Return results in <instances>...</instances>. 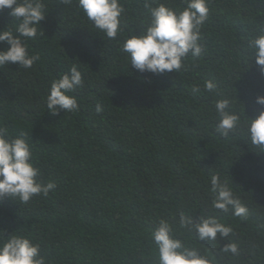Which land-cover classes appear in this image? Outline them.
Segmentation results:
<instances>
[{
  "label": "trees",
  "instance_id": "1",
  "mask_svg": "<svg viewBox=\"0 0 264 264\" xmlns=\"http://www.w3.org/2000/svg\"><path fill=\"white\" fill-rule=\"evenodd\" d=\"M45 2L46 37L27 42L41 59L30 69L0 68V124L12 137L32 138L40 179L56 188L28 204L0 200L4 235L18 231L39 244L46 264H155L150 234L156 223L164 218L178 227L180 211L191 210L196 219L215 215L230 225L240 256L219 253L229 242L220 237L212 245L180 230L178 238L216 264H264V152L245 131L248 117L264 111L256 103L264 96V71L247 47L264 29V0H209L201 31L205 53L189 56L180 73L164 74L140 72L120 50L125 38L147 26L148 0H122L123 33L114 40L94 31L75 3ZM160 2L184 6V0ZM10 11H0V30L15 28ZM8 47L0 43V50ZM73 64L84 74L72 93L79 111L53 115L48 89ZM207 80L218 85L215 99L229 98L241 115L227 137L216 132ZM197 85L201 91L194 93ZM212 175L233 188L247 219L212 208Z\"/></svg>",
  "mask_w": 264,
  "mask_h": 264
},
{
  "label": "clouds",
  "instance_id": "2",
  "mask_svg": "<svg viewBox=\"0 0 264 264\" xmlns=\"http://www.w3.org/2000/svg\"><path fill=\"white\" fill-rule=\"evenodd\" d=\"M65 6L78 8L91 28L100 35L114 40L123 33L125 8L122 0H59ZM150 19L147 26L138 34L125 38L121 52L130 62V66L140 72L155 74L181 72L189 56L200 57L206 51L202 42L201 31L209 17V0H184L182 8H174L160 0H148L145 3ZM10 9L9 15L17 22L14 29L7 27L0 30V43H7V50H0V68L9 63H18L20 68L30 69L41 59L31 53L29 40L45 36L41 22L49 11L45 0H0V11ZM46 37V36H45ZM251 62L264 71V29L248 41ZM84 84V74L73 64L69 71L54 79L46 96L47 110L58 115L79 111L78 97L72 93ZM203 89L214 98V107L218 116L216 132L227 137L235 133L241 123V115L232 109L229 98L215 99L218 85L207 80ZM194 93L200 92L197 85ZM256 103L264 106V96H258ZM104 111L97 103L95 112ZM248 117V116H247ZM247 141L264 152V111L256 118L248 117L245 123ZM25 134L12 137L6 126L0 124V200L12 197L22 204H28L36 196H48L56 188V183L49 180L44 183L41 170L36 166L33 145ZM212 208L222 213L231 212L235 217L247 219L248 209L219 175L210 178ZM184 230L194 233L196 240H208L218 243V237L229 241L222 250V255L240 256V246L233 240L234 230L221 222L215 215H200L199 219L191 210L180 211L178 227L167 219L161 218L151 232V243L155 246V264H216L197 247L178 238L177 232ZM0 264H46V257L41 255V246L18 231L5 236L0 230ZM183 234V233H181Z\"/></svg>",
  "mask_w": 264,
  "mask_h": 264
}]
</instances>
